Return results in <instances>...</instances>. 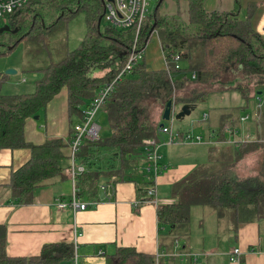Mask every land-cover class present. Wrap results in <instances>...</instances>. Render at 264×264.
<instances>
[{
  "label": "trees",
  "instance_id": "16d2710c",
  "mask_svg": "<svg viewBox=\"0 0 264 264\" xmlns=\"http://www.w3.org/2000/svg\"><path fill=\"white\" fill-rule=\"evenodd\" d=\"M164 1L154 2L156 8L152 15L147 14L137 38L131 30L114 29L106 23L102 26V0H31L7 19L5 26L10 31L2 34L6 36L2 46L7 48L1 55H9L22 41L44 44L59 22H67L79 13L85 15L86 22V33L77 49L65 52L58 61L48 60L45 66L31 69L41 76L33 93L5 96L0 91V150H30L29 160L11 173L8 183L10 199L17 206H29L35 190L57 177H66L62 150L73 136L72 127L67 142L55 139L31 145L24 140L25 121L44 111L64 88L69 118L81 120L83 108L89 106L98 89L111 83L123 69L135 39L139 49H146L156 34L172 77L166 70H148L142 62L113 85L100 107L109 121L110 137L84 140L76 151V161L86 170L75 182L80 200L95 197L102 178L113 179L114 183L137 179L134 168L144 159V143L157 140L155 111L163 112L168 102L174 108L185 103L180 94L186 84L201 87V92L193 91L194 99L199 100L208 90H234L246 101L252 97L261 102L264 98V37L256 31L259 19L252 23L254 4L247 5V15L241 18L238 0L229 12L207 10L204 0H187L189 21H183L179 12L160 13ZM175 55L186 68L175 70ZM188 73L194 78H187ZM257 115L251 135L243 132L248 115L237 120L223 116L220 132L210 130L206 164H199L172 186L171 204L157 206L158 228L166 252L189 238L195 208L209 210L218 221L229 225L234 235L239 228L264 219V108ZM246 116L248 120L242 122ZM208 119L207 115L204 121ZM225 142L234 144L230 145L233 149L216 148ZM107 152L109 160L101 168V156ZM252 155L258 156L257 170L240 177L236 165ZM141 178L144 185L150 184ZM5 247L6 230L1 224L0 264H69L74 253L72 244H52L43 246L36 257H10ZM156 260L128 247L115 249L107 256L106 264H155Z\"/></svg>",
  "mask_w": 264,
  "mask_h": 264
},
{
  "label": "crops",
  "instance_id": "0c3cea01",
  "mask_svg": "<svg viewBox=\"0 0 264 264\" xmlns=\"http://www.w3.org/2000/svg\"><path fill=\"white\" fill-rule=\"evenodd\" d=\"M214 5L217 11H231L229 0H216ZM160 13L170 15L165 12V7ZM179 13L183 21H189L188 8L184 16L181 11ZM161 50L159 51L164 60ZM143 62L146 63L145 57ZM2 77L0 80L4 81ZM66 94L67 90L62 89L44 111L25 121L24 140L27 143L40 146L55 139L67 142L70 130L75 124L81 123L82 117L81 120L76 116L69 118ZM85 109L86 107L83 108L84 111ZM161 115L160 109L155 111L156 124L162 121ZM93 128L97 132L96 139L102 138L99 136L101 128L96 123ZM210 130L214 131V128L209 126L207 134L200 135L206 143L167 146L184 148L182 156L172 152L167 153V156L166 152L161 153L163 147L159 149L160 165L166 170L155 178V198L158 206L171 204L174 200L172 186L207 160L205 154L211 145ZM236 130L240 132V129ZM243 132L253 134L248 125ZM162 136L161 141L165 139ZM157 140L160 141L158 133ZM230 145L234 144L225 142L216 148L231 149ZM68 150L69 143L62 150L64 158L61 161L66 177H57L35 190L29 206H17L10 199L8 183L11 173L29 160L30 150H0V226L2 224L6 230L5 251L8 256L36 257L45 245L75 243L77 249H73V252L77 255V261L82 264H106L107 256L114 254L115 249L128 247L140 254L161 257L159 264H230L229 256L234 249L240 250L242 264H264V219L239 228L234 235L229 225L218 221L216 215L205 208H195V214L192 212L195 217L191 216L187 241L179 242L177 248L173 247L170 252H166L162 247L165 243L162 232L158 228L157 206L146 203V185L140 176L142 162L134 168V178H137L134 182L114 183L113 179H100L95 197L81 199L91 203L86 210L74 213L69 207L59 209L58 203L68 204L72 195L68 176ZM98 187H104L105 190ZM174 252H181L188 257L178 259L173 257Z\"/></svg>",
  "mask_w": 264,
  "mask_h": 264
},
{
  "label": "rangeland",
  "instance_id": "374dc122",
  "mask_svg": "<svg viewBox=\"0 0 264 264\" xmlns=\"http://www.w3.org/2000/svg\"><path fill=\"white\" fill-rule=\"evenodd\" d=\"M155 0L154 2H158ZM216 0H204V6L207 10H215ZM231 3V10L234 8L235 0H229ZM152 2L148 7V15H152L154 12L155 4ZM162 4L161 9L165 7V12L168 14H174L181 11V15L184 16L185 10L187 9L186 0H168L166 3ZM254 4V13L252 16V23H257L258 19L261 21L264 16V0H238L240 6V17L244 18L247 15L246 7L248 4ZM160 9V10H161ZM46 24L49 23V18L44 17ZM258 21V22H259ZM102 26H105V22L101 21ZM5 26L4 22H0V30ZM8 33V32H4ZM86 33V22L85 15L79 13L76 16L69 19L67 22H59L48 34L46 42L44 44H38L37 42L26 41L19 43L17 47L9 51V55H1L6 51L7 47H3L2 44L5 43L6 36L0 34V78L3 76L4 81L0 83V91L5 96L21 95L23 93H33L35 91V83L41 76H37V73H32L31 69L45 66L48 60L58 61L63 58L65 52L74 51L79 47L84 39ZM263 37V36H262ZM159 42L156 34L154 33L151 37V41L148 43L145 49V65L147 69H166L164 60L161 57V52ZM39 59V60H38ZM182 69L186 68L185 64H180ZM10 71H15L14 75H7L6 73ZM191 74H187V78H190ZM25 81V82H24ZM24 82V83H23ZM186 90L181 92L180 98L185 100V103L179 104L178 107L174 108V111L178 113L183 105L193 106L190 116L185 117L182 120H175L174 117L169 121H160V124H164L166 127L172 130L174 133H184L189 132L193 135L207 134V128L210 126L214 128V131L220 132L222 124V118L233 116L235 119L243 115H248L250 117L247 122L249 129H253V122L257 118L258 111L264 108V98H260L261 102L257 99L250 97L247 101L234 90H208L202 99H194L196 96L195 89L202 91L201 87L197 85L186 84ZM262 88L257 90V93L261 92ZM32 90V92H31ZM9 91V92H8ZM25 91V92H23ZM30 91V92H29ZM7 92V93H5ZM261 94V93H260ZM259 94V96H261ZM187 101V102H186ZM208 115L209 119L207 121H202L204 115ZM74 122V120H73ZM109 121H107V116L105 113L99 111L93 120V123L101 128V133L99 136L102 139H107L111 135L109 128ZM76 125V124H75ZM246 125V126H247ZM244 135H248L244 133ZM160 141L162 140V135L158 134ZM162 136V137H161ZM206 149V148H205ZM184 148L177 147H163L161 148V153H180V156L184 155ZM204 151V150H203ZM108 154L103 153L102 159L103 163H99L101 168L105 167L109 160ZM258 156L252 155L251 157L245 158L243 161L236 165L235 171L240 177L247 174H251L252 170H257L258 167ZM260 161V160H259ZM207 160L204 162L206 164ZM80 162L77 161V165ZM118 166V164H117ZM193 209L192 212L194 213ZM195 214V213H194ZM192 214V218L195 215ZM230 263V262H229Z\"/></svg>",
  "mask_w": 264,
  "mask_h": 264
},
{
  "label": "built area",
  "instance_id": "2783aa9c",
  "mask_svg": "<svg viewBox=\"0 0 264 264\" xmlns=\"http://www.w3.org/2000/svg\"><path fill=\"white\" fill-rule=\"evenodd\" d=\"M30 1L31 0H0V22L3 21L5 25L7 19L11 15H13L17 10L23 8ZM154 1L155 0H102L104 8L102 19L106 23V25L114 29L122 31L131 30L135 32V36L137 38L147 17L148 7ZM256 31L260 36L264 37V16L263 19L258 22ZM130 50L131 51H129L128 53V57L123 69L111 83L106 84L104 87L98 89L97 93H95L96 96L83 112L81 123L73 126V136L69 143L68 150V175L71 181L72 195L68 204L63 202L58 203L59 209L69 207L72 212L76 213L86 210L88 206L91 205L90 202L81 201L77 197L78 189L75 187L76 178L80 174H83L86 170L85 166L76 164V151L84 140L93 141L96 139L93 128V120L96 114L100 111V107L104 104L108 95L112 93L113 85L117 82V80L121 79L125 73L131 71L133 68L143 62L145 57V48H138L137 39H135ZM172 60L175 63V70H179L181 68L180 56H172ZM165 70L167 71L169 78L171 79L172 72L167 69V65ZM191 77L193 79L194 75H192ZM175 114L176 112L174 111V106H172L170 120L172 117H174ZM206 118L207 115L205 114L202 118V121H204ZM246 120H248V116L241 118L242 122H245ZM157 133L164 135L165 139H163V141L151 139L147 140L144 143V159L142 160V165L140 166V176H143L145 178V181L147 183H150L146 186V203L155 204V206H158L157 200L155 198V178L166 170V168L160 165L161 156L159 154V149L165 146H175L185 143L203 144L205 142L203 137L200 135H193L191 132L174 133L164 124L161 128H158ZM160 169H162V171ZM98 189L105 190L104 187H98ZM174 245L175 248H177V243ZM73 249H77V245H75V243L73 244ZM173 257L183 260L188 257V255L182 254L181 252H174ZM229 257L231 264H242L239 249H234ZM160 258L161 257L159 256L155 258L157 259L155 264H159ZM189 258L191 257L189 256ZM71 264H82L77 261L76 253H74L73 255Z\"/></svg>",
  "mask_w": 264,
  "mask_h": 264
},
{
  "label": "water",
  "instance_id": "95a60500",
  "mask_svg": "<svg viewBox=\"0 0 264 264\" xmlns=\"http://www.w3.org/2000/svg\"><path fill=\"white\" fill-rule=\"evenodd\" d=\"M110 1H111V0H110ZM161 2H162V0H160V4H161ZM97 27H98V28L100 27V21L98 22ZM9 31H10L9 27H7V26H3L2 29L0 30V34H2V33H4V32H9ZM6 74H7V75H14V74H16V72H15V71H10V70H9V72H7ZM258 94H260V92H259ZM171 110H172V102H168V103L166 104V106H165L163 112H162V115H161V120H162V121H165V120H166V121H169V120H170V113H171ZM191 111H192V110H191L190 106H188V105H183V106L181 107L180 111L174 115V118H175V120H177V121H178L179 119L182 120V119H184L185 117L190 116ZM162 126H163V124H160V125H159L160 128H161ZM96 133H97V132L94 131V134H95V135H96Z\"/></svg>",
  "mask_w": 264,
  "mask_h": 264
}]
</instances>
